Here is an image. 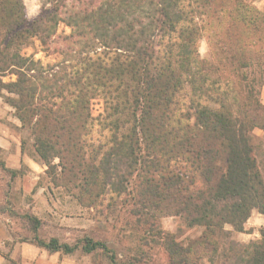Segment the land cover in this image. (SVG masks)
Instances as JSON below:
<instances>
[{
	"label": "trees",
	"instance_id": "1",
	"mask_svg": "<svg viewBox=\"0 0 264 264\" xmlns=\"http://www.w3.org/2000/svg\"><path fill=\"white\" fill-rule=\"evenodd\" d=\"M254 2L39 0L29 19L23 0H0V98L29 131L30 157L97 223L134 236L124 251L118 237L43 238L42 219L24 213L30 237L18 242L98 264H155L159 253L160 264H264V227L248 243L232 236L264 215V151L253 142L264 132V11ZM34 41L58 59L23 55ZM164 217L202 230L181 242ZM11 251L4 264H19Z\"/></svg>",
	"mask_w": 264,
	"mask_h": 264
},
{
	"label": "rangeland",
	"instance_id": "2",
	"mask_svg": "<svg viewBox=\"0 0 264 264\" xmlns=\"http://www.w3.org/2000/svg\"><path fill=\"white\" fill-rule=\"evenodd\" d=\"M23 3L28 18H34L39 10V0H23ZM254 5L264 11L263 0H255ZM68 33V28L63 25L58 27L57 34ZM58 45L60 41L56 46ZM198 50L201 57L207 56L208 50L204 38L199 41ZM21 53L27 56L33 55L35 60H40L44 65L52 64L58 59L55 55L46 56L41 52L37 41H34L30 47L23 48ZM4 80H9V77ZM259 98L262 102L261 91ZM92 109L94 115L98 114L101 111V102L94 101ZM253 134L255 136L253 142L259 146L261 151H264V132L255 129ZM22 142H24V149L21 153ZM30 150L29 131L20 127L18 120L13 116V110L0 98V164H4L9 169L19 170V174L11 180L10 175L3 172L0 167V264L5 262L1 255L8 253L11 247L10 256L19 264L99 263L97 257L90 255L48 254L31 244L18 242L19 238L30 237L24 229V221L20 218L24 213L42 219L43 226L39 235L43 238L55 236L61 241L72 242L78 235L91 233L95 238L106 239L112 243L117 240V237L121 238L120 244L117 242L114 244L122 251L133 247L134 236H120L118 222L111 219L109 224L97 223V214L76 205L72 197L66 195L63 190L53 189L44 174L45 167L33 161L29 155ZM262 162L264 174V159ZM160 224L164 231L174 234L179 241L184 243L196 238L202 230L201 228L188 229L179 218L174 217L161 218ZM262 227H264V215L253 211L246 222L245 232H233V239L241 243L258 240V231ZM226 228L231 229L229 226ZM155 253L156 249L150 253V256H154ZM163 260L164 257L159 253L155 264H160ZM201 264L208 263L203 260Z\"/></svg>",
	"mask_w": 264,
	"mask_h": 264
},
{
	"label": "crops",
	"instance_id": "3",
	"mask_svg": "<svg viewBox=\"0 0 264 264\" xmlns=\"http://www.w3.org/2000/svg\"><path fill=\"white\" fill-rule=\"evenodd\" d=\"M264 1V0H263ZM261 96L263 97V101L261 102V103H263V105H264V87H263V89L261 90ZM16 250H14V252H15Z\"/></svg>",
	"mask_w": 264,
	"mask_h": 264
}]
</instances>
